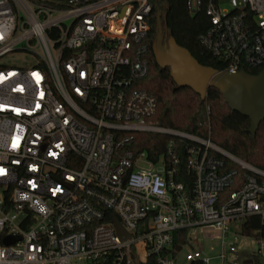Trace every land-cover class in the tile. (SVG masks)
Here are the masks:
<instances>
[{"label":"built area","instance_id":"obj_1","mask_svg":"<svg viewBox=\"0 0 264 264\" xmlns=\"http://www.w3.org/2000/svg\"><path fill=\"white\" fill-rule=\"evenodd\" d=\"M151 11L150 0H0V264H175L184 247L191 264H224L241 221H264L263 169L151 119L157 97L139 85ZM206 14L199 40L219 71L264 67V0H209ZM20 52L34 62H6ZM141 133L169 136L166 150L140 149ZM174 138L191 142L192 187ZM226 160L247 175L224 195L237 173Z\"/></svg>","mask_w":264,"mask_h":264},{"label":"trees","instance_id":"obj_2","mask_svg":"<svg viewBox=\"0 0 264 264\" xmlns=\"http://www.w3.org/2000/svg\"><path fill=\"white\" fill-rule=\"evenodd\" d=\"M209 0H200L196 12H191L188 0H150L149 35V75L139 85L153 92L158 100L156 113L152 120L160 125L179 129L201 138H209L213 143L234 154L240 159L264 170V120L261 122L255 138L249 132L250 120L241 113L234 111L226 103L222 93L209 87L204 100L189 87H178L170 75L169 68L160 67L153 54V42L161 23L164 42L172 35L178 44L187 48L203 65L212 66L218 70L224 69V62L212 55L199 40L200 35L209 27L210 18L206 14ZM263 68V67H262ZM262 68L247 69L257 73ZM136 138L141 141L140 149L147 150L151 156L166 150L170 137L167 135L141 133ZM173 152L180 157L182 177L187 186L192 187L193 178L187 170V154L190 141L174 138ZM234 168L237 173L233 184L225 191L227 193L238 189L245 181L247 170L225 161V169ZM243 232L254 235L258 240H264V221L258 216L245 221ZM183 234L177 231L176 235ZM259 262V255L252 257ZM138 264H149L139 262ZM203 264V263H193Z\"/></svg>","mask_w":264,"mask_h":264},{"label":"water","instance_id":"obj_3","mask_svg":"<svg viewBox=\"0 0 264 264\" xmlns=\"http://www.w3.org/2000/svg\"><path fill=\"white\" fill-rule=\"evenodd\" d=\"M160 30L153 42V54L157 64L162 68H169L170 75L178 87H189L204 100L209 87L218 89L226 103L234 111L241 113L250 120L249 132L255 138L257 130L264 120V67L257 73L242 68L236 73L219 71L212 66L201 64L192 53L177 43L169 35L164 42L161 23ZM117 231L125 238L128 236L117 216L112 217ZM6 243L12 242L5 238ZM183 243V240H180ZM180 249V245L176 246ZM247 264H260L253 258L245 261Z\"/></svg>","mask_w":264,"mask_h":264},{"label":"rangeland","instance_id":"obj_4","mask_svg":"<svg viewBox=\"0 0 264 264\" xmlns=\"http://www.w3.org/2000/svg\"><path fill=\"white\" fill-rule=\"evenodd\" d=\"M6 62L15 65H23L34 62V59L28 52H20L6 57ZM241 225L242 227H245V220L241 221ZM241 230H239L237 236H228L227 240L233 241L236 249L235 251H230L227 249V257L224 264H243L247 259H250L253 254H258L259 263L264 264V249H260V240H258L254 235L245 234L243 232V228ZM202 245L205 251L211 255H217L221 250L220 240L217 238H204ZM211 245L214 246L213 251L210 250ZM186 252L187 249L184 247L176 253L175 264H191L186 259ZM210 264H221V260L215 258Z\"/></svg>","mask_w":264,"mask_h":264},{"label":"crops","instance_id":"obj_5","mask_svg":"<svg viewBox=\"0 0 264 264\" xmlns=\"http://www.w3.org/2000/svg\"><path fill=\"white\" fill-rule=\"evenodd\" d=\"M243 228V227H242Z\"/></svg>","mask_w":264,"mask_h":264}]
</instances>
